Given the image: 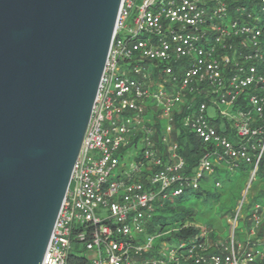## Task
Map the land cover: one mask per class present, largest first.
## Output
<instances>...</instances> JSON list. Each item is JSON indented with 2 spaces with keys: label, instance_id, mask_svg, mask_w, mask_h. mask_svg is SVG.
I'll use <instances>...</instances> for the list:
<instances>
[{
  "label": "built area",
  "instance_id": "obj_1",
  "mask_svg": "<svg viewBox=\"0 0 264 264\" xmlns=\"http://www.w3.org/2000/svg\"><path fill=\"white\" fill-rule=\"evenodd\" d=\"M120 11L43 264H70L85 255L74 252L79 244L91 251L88 264H264V201L243 212L264 160V0H124ZM179 113L205 144L192 171L172 138ZM157 115L166 153L155 145ZM245 163L249 181L226 238L210 241L206 226L189 221L199 233L174 238L176 224L155 244L147 225L159 205L204 180L221 186L211 180L218 167Z\"/></svg>",
  "mask_w": 264,
  "mask_h": 264
},
{
  "label": "water",
  "instance_id": "obj_2",
  "mask_svg": "<svg viewBox=\"0 0 264 264\" xmlns=\"http://www.w3.org/2000/svg\"><path fill=\"white\" fill-rule=\"evenodd\" d=\"M124 0H0V264H43Z\"/></svg>",
  "mask_w": 264,
  "mask_h": 264
},
{
  "label": "rangeland",
  "instance_id": "obj_3",
  "mask_svg": "<svg viewBox=\"0 0 264 264\" xmlns=\"http://www.w3.org/2000/svg\"><path fill=\"white\" fill-rule=\"evenodd\" d=\"M216 113V109L209 107V115L214 116ZM163 123L166 122V119L163 118ZM185 127L188 126L187 122L182 123ZM143 148L142 145H139L138 150L141 151ZM133 150V148H132ZM133 152H136V150H133ZM133 159V156H126L122 160V164L126 163V165H129L131 160ZM251 172V165L244 164V166L239 167L237 169H229L226 166H220L217 168L216 173L211 177L212 182H215L216 178H219L223 181V185L218 186L215 193L214 198H207L206 191H202L200 194V197H197L194 192H186L183 196L186 200H188L187 204L192 207V210H194V217L195 222L198 224H201L202 226H206L208 229V238L210 241H213L215 239H223L226 238V236L229 234V227L230 224L228 223L227 219L229 216H231V213H233L236 209L237 203L239 199L242 198L243 194H239V189L243 188L245 189V186L247 182L249 181ZM262 175V170L257 173V175L254 178L253 182V193L249 192V198L245 201L243 206V212H246L249 208L250 203L253 201L254 194L257 192L258 187L256 186L261 182L260 178ZM205 181L206 190L211 188V184L208 180ZM241 196V198H239ZM179 213V212H178ZM176 213V211L172 212L170 215H168L167 226L164 227V229H161L162 225V219H157L153 222V229L148 230L149 234L157 235L161 231H164L168 227L173 226L175 220L179 217V214ZM166 214V213H165ZM243 226V223H241L240 226L237 227V233L239 234V237H241L242 240H244L246 237L244 233L241 231V228ZM162 238H167V235L162 233L160 235H157L154 240L155 244H159L162 241ZM75 253H84L86 256L89 257L91 255V251H86L83 244H79V247L74 251Z\"/></svg>",
  "mask_w": 264,
  "mask_h": 264
},
{
  "label": "trees",
  "instance_id": "obj_4",
  "mask_svg": "<svg viewBox=\"0 0 264 264\" xmlns=\"http://www.w3.org/2000/svg\"><path fill=\"white\" fill-rule=\"evenodd\" d=\"M181 116L182 113L177 114L175 121L173 122V124L176 125V127H178L179 132H177V130H175L172 133V138L174 140H176L179 143V152L182 153L187 161L186 167L188 171H192L195 166H197L199 159L201 158L203 151L205 150V144L201 141V139L197 138V136L195 135V133L193 131L190 130V128L188 126H184L181 122ZM154 127L156 128V133L154 136V140H155V145L157 148H159L160 150L164 151V153H166L167 151V145L162 141L161 139V133L162 131L165 129V125L162 121V119L157 115L154 117V123H153ZM133 143H137L138 142V137H135L133 139ZM259 171L262 170V175H261V182H259V184L256 186V188L258 187L257 192L254 194V198L253 201H264V160H261L259 163ZM258 171V172H259ZM205 181L202 182V185L200 186V188L198 189H189V192H194L195 195H197V197H200V194L202 193V191H206V195L207 198H214V191H216V189L218 188V186H211L210 189H205ZM243 188L239 189V194H241ZM253 191V184L251 185V188L249 190V192ZM253 193V192H252ZM185 194V193H184ZM184 194L179 195V196H175L173 198V200H166L164 202V205L161 206L159 205L157 207V214L154 216L153 219H151L148 223V229L152 230L153 229V222L157 219H162V227L161 229H164L165 226H167L168 220H166L168 218L167 214H171L172 212L176 211V213L179 214V217L175 220L176 223L174 222L173 226L176 224H179L180 226L182 225V227H180L178 230H175L171 236L174 238H188L189 236L192 235H196L197 233H199L200 228L194 226V225H189V226H185V222H189V221H194L195 217H194V210H192V207L189 205V203L187 204L188 200H186L184 198ZM241 198V196L239 197ZM160 202V200H159ZM166 213V214H165ZM69 263L70 264H88L89 262V258L85 255H77V254H72L69 256Z\"/></svg>",
  "mask_w": 264,
  "mask_h": 264
},
{
  "label": "crops",
  "instance_id": "obj_5",
  "mask_svg": "<svg viewBox=\"0 0 264 264\" xmlns=\"http://www.w3.org/2000/svg\"><path fill=\"white\" fill-rule=\"evenodd\" d=\"M125 167H126V168H128V167H129V165H125Z\"/></svg>",
  "mask_w": 264,
  "mask_h": 264
}]
</instances>
